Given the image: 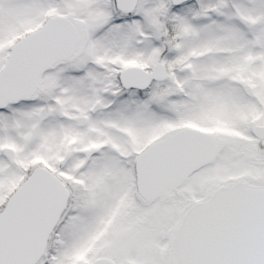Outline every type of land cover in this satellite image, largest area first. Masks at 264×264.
I'll return each instance as SVG.
<instances>
[{
  "label": "snow or ice",
  "instance_id": "1",
  "mask_svg": "<svg viewBox=\"0 0 264 264\" xmlns=\"http://www.w3.org/2000/svg\"><path fill=\"white\" fill-rule=\"evenodd\" d=\"M0 264H264V0H0Z\"/></svg>",
  "mask_w": 264,
  "mask_h": 264
}]
</instances>
